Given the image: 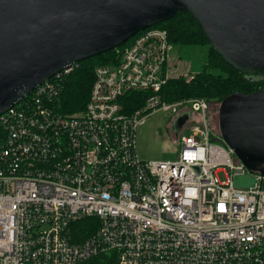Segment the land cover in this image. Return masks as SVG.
<instances>
[{
    "label": "built area",
    "instance_id": "built-area-1",
    "mask_svg": "<svg viewBox=\"0 0 264 264\" xmlns=\"http://www.w3.org/2000/svg\"><path fill=\"white\" fill-rule=\"evenodd\" d=\"M132 38L115 64L94 68L83 110L60 106L72 63L0 114V264H264V174L235 187L245 167L210 126L207 101L160 99L166 30ZM141 91L128 111L127 95ZM157 109L173 123L189 115L173 161L135 151L136 128ZM85 218L96 229L74 241Z\"/></svg>",
    "mask_w": 264,
    "mask_h": 264
},
{
    "label": "water",
    "instance_id": "water-1",
    "mask_svg": "<svg viewBox=\"0 0 264 264\" xmlns=\"http://www.w3.org/2000/svg\"><path fill=\"white\" fill-rule=\"evenodd\" d=\"M177 12L191 14L231 68L264 76V0H0V114L72 63L114 50ZM217 124L235 159L263 175L264 88L225 97Z\"/></svg>",
    "mask_w": 264,
    "mask_h": 264
},
{
    "label": "trees",
    "instance_id": "trees-1",
    "mask_svg": "<svg viewBox=\"0 0 264 264\" xmlns=\"http://www.w3.org/2000/svg\"><path fill=\"white\" fill-rule=\"evenodd\" d=\"M167 32L169 43L174 48L207 47L203 65L200 71L193 74L189 81L183 77L169 78L158 92L159 97L166 103H175L190 98H201L207 103H219L228 95L241 92L250 94L264 88V81H256L237 72L225 63L211 48L204 33L195 22L191 14L177 12L171 19L158 25ZM133 38L117 47L126 46ZM116 49L104 52L78 62L66 78L63 93L60 97L62 112L72 114L83 110L88 99L89 90L93 81V70L96 66L115 64L117 62ZM147 93L131 92L127 95V110L139 109ZM97 226L95 218H85L76 221L72 230L74 240H81L93 233Z\"/></svg>",
    "mask_w": 264,
    "mask_h": 264
},
{
    "label": "rangeland",
    "instance_id": "rangeland-1",
    "mask_svg": "<svg viewBox=\"0 0 264 264\" xmlns=\"http://www.w3.org/2000/svg\"><path fill=\"white\" fill-rule=\"evenodd\" d=\"M160 25V24H159ZM207 47L199 48H173L170 52L168 69L169 78L183 77L189 81V77L201 70ZM249 78V76L245 75ZM251 79L264 81V76H252ZM219 103H208V119L210 126L218 133L217 111ZM173 114L170 110L157 109L149 113L144 123L135 131V151L142 161L166 162L175 160L179 147L176 141L177 131L173 122ZM181 134H188L182 131ZM201 141V140H200ZM234 165L239 162L231 155ZM220 181L225 180L223 173L217 175ZM235 187L247 189L255 184V173L246 169L242 175L233 177Z\"/></svg>",
    "mask_w": 264,
    "mask_h": 264
},
{
    "label": "flooded vegetation",
    "instance_id": "flooded-vegetation-1",
    "mask_svg": "<svg viewBox=\"0 0 264 264\" xmlns=\"http://www.w3.org/2000/svg\"><path fill=\"white\" fill-rule=\"evenodd\" d=\"M181 117H183V116H182V115H178V116H177V118H181ZM177 118L175 119V121L177 120ZM188 119H189V115H186V119H184V120L182 121V123H181V125H180V129H178V131H179V130L182 131V130L184 129V127H185V125H186ZM217 127H218V124H217ZM177 133H178V132H177ZM216 135L219 136V131H218V133H216ZM219 139H220V137H219ZM220 141L223 142V143L226 145V143H225L224 141H222L221 139H220Z\"/></svg>",
    "mask_w": 264,
    "mask_h": 264
},
{
    "label": "bare ground",
    "instance_id": "bare-ground-1",
    "mask_svg": "<svg viewBox=\"0 0 264 264\" xmlns=\"http://www.w3.org/2000/svg\"><path fill=\"white\" fill-rule=\"evenodd\" d=\"M71 228H72V227H71ZM72 233H73V230H72ZM74 239H76V238H75V235H74V233H73V240H74ZM74 241H76V240H74ZM77 241H78V240H77Z\"/></svg>",
    "mask_w": 264,
    "mask_h": 264
}]
</instances>
